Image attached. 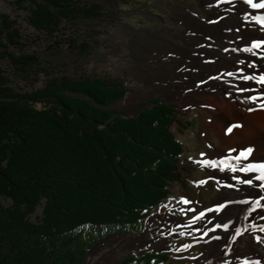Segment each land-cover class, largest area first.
Returning a JSON list of instances; mask_svg holds the SVG:
<instances>
[{
  "label": "trees",
  "instance_id": "1",
  "mask_svg": "<svg viewBox=\"0 0 264 264\" xmlns=\"http://www.w3.org/2000/svg\"><path fill=\"white\" fill-rule=\"evenodd\" d=\"M13 4L27 11L34 30L79 57L91 47L67 29L105 17L95 0ZM20 40L16 22L2 15L0 59L27 72L38 59L11 52ZM3 74L0 69V198L9 203H0V264H84L103 238L140 232L179 178L183 147L171 131L174 106L155 100L122 117L107 108L125 96L121 81L52 77L18 93ZM119 264H169V257L124 253Z\"/></svg>",
  "mask_w": 264,
  "mask_h": 264
},
{
  "label": "rangeland",
  "instance_id": "2",
  "mask_svg": "<svg viewBox=\"0 0 264 264\" xmlns=\"http://www.w3.org/2000/svg\"><path fill=\"white\" fill-rule=\"evenodd\" d=\"M95 2L104 7L105 17L79 23L66 32L69 36L80 35L90 45V53L79 57L34 30L27 22V11L18 9L13 0H0V17L5 15L16 22L23 44L11 52L38 59L27 72L15 71L8 59H0L8 87L15 92L39 89L52 77H100L121 81L126 87L125 96L112 105L122 117L135 116L155 100L174 106L178 114L171 131L182 144L183 154L178 163L179 178L171 184L170 195L145 218L140 232L103 238L88 250L84 264H119L124 253L144 252L165 253L169 264H252L249 257L239 259L235 252L221 261L217 235L202 238L195 227L212 228L219 214L215 209L224 200L220 192L237 195L234 189H225L212 171L213 159H230L250 143L239 129V117L232 115L229 107L250 115L263 112L264 104L247 105L236 79L227 72L234 73L240 60L242 34L264 29L250 18L247 22L240 19L237 8L244 0ZM261 10L259 21H264ZM239 27L244 31L239 32ZM224 115L227 121H223ZM248 121L264 128V123L255 118ZM230 132L239 134L238 139L229 140ZM181 197L191 204L180 203ZM0 203L9 202L0 198ZM201 211L206 218L193 220V215ZM40 215L38 208L31 219L36 221ZM249 216L244 213L243 220L238 221L244 230ZM230 241L232 249L236 243L231 237Z\"/></svg>",
  "mask_w": 264,
  "mask_h": 264
},
{
  "label": "bare ground",
  "instance_id": "3",
  "mask_svg": "<svg viewBox=\"0 0 264 264\" xmlns=\"http://www.w3.org/2000/svg\"><path fill=\"white\" fill-rule=\"evenodd\" d=\"M248 4L243 3L238 6L239 17L242 21L247 22L249 18L252 22H257L261 20V17L258 14L262 11L260 8H253L252 6L248 9ZM249 11V13H248ZM250 14V15H249ZM245 28L239 27V32H243ZM248 32L245 36L242 34L243 45L242 50L240 52V60H243L245 63L241 65L239 61L236 63V67L234 69L233 76L236 79L238 88L241 90V96L243 101L247 105H259L264 104V85L255 83L254 81L244 82L242 80L241 69H243V74H247L249 76L256 75V79H259L260 74H264V45H261L260 49L253 48L251 46L252 39H264V31L260 30L259 32L253 31ZM248 64H255V70L246 67ZM246 89V90H242ZM230 108V113L235 117H239L237 120L240 123V128L243 130L242 136L249 138L250 143H246L243 147H240L237 151V154L232 158H222V160L213 159L215 167L212 169L219 178L221 184L227 185L232 183L234 185V190L237 192V199L245 200L251 199L253 202L251 207L254 209L253 212H245L250 213L248 228L246 230L243 229L242 221L244 218V213L240 214V209L237 206H229L227 211H222V214L219 213L212 225V228H215L217 223L221 221L227 222L230 218L231 223H229V230H225L223 227L217 229L215 233L209 232V234H216L220 238L218 239L219 243V253L221 254V261L226 259L230 253L235 252V254L239 257V259L249 257L252 261V264H264V243L257 242L254 238L261 237L264 239V233H261L259 230L264 228V201L261 202V207L257 208L255 204V199H258L259 196H264V188H260L258 184H264V179L259 180L258 182L255 180V177H264V128L259 125H255L252 122H249V118H255L257 121H261L264 123V111L263 112H255L252 114H246L236 112L237 110H233ZM224 113V112H223ZM223 121H227V117L224 115L222 117ZM219 124V123H218ZM229 140L238 139L239 134L236 135L233 132L229 134ZM227 137V138H228ZM227 141V139H223V141ZM251 147V152H244V156H241V152L247 148ZM244 157H247L245 159ZM243 167L244 172H239L240 167ZM210 167V166H209ZM236 171H233V170ZM248 174V178L254 180V184H257V187L253 188L251 186L244 185L242 186L240 183H237L233 177L239 176L240 179H243L244 176ZM254 174V175H253ZM216 175V176H217ZM225 189L230 190L225 187ZM239 190V191H237ZM226 192V191H225ZM220 192V198H225V196H234L232 192L225 193ZM259 194V196L257 195ZM240 229L243 236V243L235 244L233 248H230V237L235 232V229ZM208 234V236H209ZM208 236H206L208 238ZM250 236L253 239H250ZM221 248V249H220Z\"/></svg>",
  "mask_w": 264,
  "mask_h": 264
},
{
  "label": "snow or ice",
  "instance_id": "4",
  "mask_svg": "<svg viewBox=\"0 0 264 264\" xmlns=\"http://www.w3.org/2000/svg\"><path fill=\"white\" fill-rule=\"evenodd\" d=\"M244 3L248 4V5H251L254 9L255 8L264 9V3L255 4V3H253V0H244ZM257 25L259 26V28L264 29V21H257ZM250 40H251V46L253 48L260 49L261 45H264V39H252V38H250ZM233 51H235V49H233ZM239 63L241 65H244L245 62L243 60H241V61H239ZM246 67L255 70L256 65L255 64H248V65H246ZM240 71L242 73V80L244 82H248V81L251 80V81H254L255 83H259V84L264 85V74H260L259 75V79H256V75L255 74L253 76H249L247 74H243V69H241ZM227 75L229 77H231L233 75V73L232 72H227ZM201 83H203V81H201ZM242 90H246V89H242ZM234 126L235 127H239V125H234ZM245 151L246 152H251L252 148L249 147V148L243 150L241 152V156H244V152ZM244 158L247 159V157H244ZM262 167H264V165H262ZM233 171H236V170L234 169ZM239 172H241V173L244 172V169H243L242 166L240 167ZM233 179H235L236 182L240 183L242 186L247 185V186H251L253 188L257 187V184H254V180L248 178V174H246L243 179H240L239 176H235V177H233ZM261 179H264V177H255V180L257 182L259 180H261ZM258 186L260 188H264V184H258ZM225 187L228 188V189H234V185L232 183H229V184L225 185ZM237 191H239V190H237ZM257 195L259 196V194H257ZM262 201H264V196H259L258 199H255V204H256L257 208L261 207V202ZM252 202L253 201L251 199L240 200V199H237V197H235V196H227L226 195L224 200L218 203L215 211L217 213H221L222 214L221 210L227 211V208L229 206H237L240 209V214H243L245 212H253L254 209L251 207ZM180 203H182L184 205H190L191 201L186 199V198H184V197H181ZM202 218H206L205 212H203V211L199 212V215H193V220H195L197 222H200L202 220ZM229 223H231L230 218H229V220L227 222L221 221L220 223H217L215 228H209L207 226H205V227H195V231L201 232L202 233V238H203V237L208 236L209 232L215 233L216 230L220 229L221 227H223L225 230H229ZM189 227H192V225H189ZM259 231L261 233H264V228H261ZM180 235H183V233H181ZM243 235L244 234L241 233L240 229L237 228V229H235V234H233L231 236V239H232V241L234 243L240 244V243L244 242L243 241ZM215 238L219 239L220 237L216 236ZM250 239H253V238L250 236ZM254 239L257 242L264 243V239H262L259 236L255 237ZM184 247L187 248L188 245H184Z\"/></svg>",
  "mask_w": 264,
  "mask_h": 264
},
{
  "label": "water",
  "instance_id": "5",
  "mask_svg": "<svg viewBox=\"0 0 264 264\" xmlns=\"http://www.w3.org/2000/svg\"><path fill=\"white\" fill-rule=\"evenodd\" d=\"M69 95H73V96H77V97H85L84 95H76V94H69ZM114 104H112V105H114ZM112 105L108 106L107 108L112 109Z\"/></svg>",
  "mask_w": 264,
  "mask_h": 264
}]
</instances>
